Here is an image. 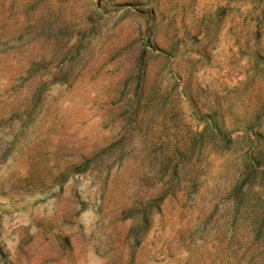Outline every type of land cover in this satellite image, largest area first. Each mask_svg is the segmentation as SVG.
I'll return each instance as SVG.
<instances>
[{
	"label": "rangeland",
	"instance_id": "374dc122",
	"mask_svg": "<svg viewBox=\"0 0 264 264\" xmlns=\"http://www.w3.org/2000/svg\"><path fill=\"white\" fill-rule=\"evenodd\" d=\"M0 264H264V0H0Z\"/></svg>",
	"mask_w": 264,
	"mask_h": 264
}]
</instances>
